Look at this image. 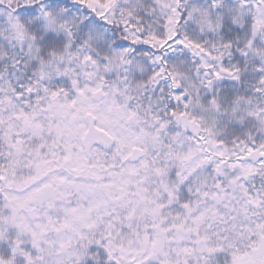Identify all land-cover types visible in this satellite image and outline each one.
<instances>
[{"label":"snow or ice","instance_id":"6c2138e0","mask_svg":"<svg viewBox=\"0 0 264 264\" xmlns=\"http://www.w3.org/2000/svg\"><path fill=\"white\" fill-rule=\"evenodd\" d=\"M0 264H264V0H0Z\"/></svg>","mask_w":264,"mask_h":264}]
</instances>
